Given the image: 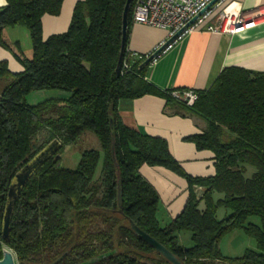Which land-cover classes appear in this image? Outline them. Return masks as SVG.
Here are the masks:
<instances>
[{
    "label": "trees",
    "instance_id": "16d2710c",
    "mask_svg": "<svg viewBox=\"0 0 264 264\" xmlns=\"http://www.w3.org/2000/svg\"><path fill=\"white\" fill-rule=\"evenodd\" d=\"M62 1L5 0L0 8V46L23 68L10 72L0 61V257L4 245L17 264H81L103 254L91 264H172L132 230L133 223L181 264H264V73L225 67L208 89L197 91L191 107L185 106L169 90L159 91L144 79L143 56L115 73L126 0H78L66 31L43 39L42 16L58 15ZM13 26L28 31L30 57L18 42L4 40L3 30ZM41 90L61 94L26 102V95ZM145 94L159 95L204 121V130L186 139L214 154L213 176H189L164 139L122 123L120 101ZM84 131L96 136L99 149L84 150L74 168L61 166V151ZM52 140L61 147L20 191L9 240L3 243L9 183ZM144 164L165 167L187 182L182 211L165 225L158 219L159 195L138 171ZM248 166L253 172L247 177ZM194 186L203 188L199 198ZM219 207L228 210L221 220L216 218ZM234 229L252 238L256 249H245L238 257L223 255L219 241ZM181 231H189V247L179 242Z\"/></svg>",
    "mask_w": 264,
    "mask_h": 264
},
{
    "label": "crops",
    "instance_id": "0c3cea01",
    "mask_svg": "<svg viewBox=\"0 0 264 264\" xmlns=\"http://www.w3.org/2000/svg\"><path fill=\"white\" fill-rule=\"evenodd\" d=\"M78 0H63L60 13L42 16V37L66 31L72 9ZM243 12L251 14L264 0H234ZM0 2V8L5 6ZM22 26L7 27L3 38L7 44L18 42L26 57L31 56V45L22 43ZM26 30V29H25ZM25 33V32H24ZM26 34L28 31L26 30ZM29 35V34H28ZM166 37L162 29L132 24L127 49L138 55L152 52ZM0 61H6L10 72L23 70L11 51L0 46ZM229 66L264 73V21L237 34H212L206 31H191L184 34L170 48L162 52L145 67L144 79L159 91L171 89H208L219 73ZM155 94H145L133 100L120 101L118 114L125 126L141 134L164 139L170 155L180 167L192 177H211L215 174L214 154L210 150L196 148L186 138L204 130V121L186 113ZM140 175L153 186L160 198L158 219L161 225L176 217L183 209L188 191L187 182L171 170L162 166L139 168ZM247 167L245 175L252 174ZM197 198L203 192L194 186Z\"/></svg>",
    "mask_w": 264,
    "mask_h": 264
},
{
    "label": "built area",
    "instance_id": "2783aa9c",
    "mask_svg": "<svg viewBox=\"0 0 264 264\" xmlns=\"http://www.w3.org/2000/svg\"><path fill=\"white\" fill-rule=\"evenodd\" d=\"M210 1L134 0L132 24H141L164 30L166 37L158 44L159 46L199 14ZM260 21H264V4L257 5L255 11L248 14L243 12L239 3L234 0H218L198 15L166 49L170 48L184 34L194 30L206 31L212 34H237L256 26ZM149 54L138 55L128 51L126 58L122 61L121 72L130 69L134 60L142 59V56L145 59ZM169 94L188 107H191L197 99V91L193 89H171ZM3 247L5 246L3 245Z\"/></svg>",
    "mask_w": 264,
    "mask_h": 264
},
{
    "label": "water",
    "instance_id": "95a60500",
    "mask_svg": "<svg viewBox=\"0 0 264 264\" xmlns=\"http://www.w3.org/2000/svg\"><path fill=\"white\" fill-rule=\"evenodd\" d=\"M218 0H211L205 8L199 12L196 16H194L183 28L178 30L173 36L166 39L164 43L155 48L140 64V68H145L148 66L153 60H155L162 52L165 51L166 47L171 44L195 19L198 15H200L203 11L208 9ZM132 0H126L123 12H122V29H121V42H120V51L117 58L115 73L117 75L120 74L121 65L123 61V54L126 46V35H127V16L130 8ZM61 147V144L58 140H52L45 147H43L34 157H32L26 164H24L13 176L11 179L6 196V204L4 207V213L2 218V227H1V239L3 243H6L9 240V227L11 221V215L13 211V207L15 201L26 184L29 178L34 174V172L44 163L49 157L53 156ZM118 202L121 204L120 197V189L118 190ZM132 230L145 242H147L150 246H152L156 252L161 254L164 258H166L172 264H181L178 258L172 254L169 250H167L162 244H160L153 237L142 231L135 224L130 223ZM107 254H103L92 259H89L81 264H91L96 262L102 258H104ZM0 264H17L15 256L11 249L7 247H2L1 249V257Z\"/></svg>",
    "mask_w": 264,
    "mask_h": 264
},
{
    "label": "rangeland",
    "instance_id": "374dc122",
    "mask_svg": "<svg viewBox=\"0 0 264 264\" xmlns=\"http://www.w3.org/2000/svg\"><path fill=\"white\" fill-rule=\"evenodd\" d=\"M21 33L22 43L29 47L31 45L29 35L26 34L25 29ZM25 32V33H24ZM4 85V81L0 80V91ZM61 93L56 90H41L34 91L26 95L25 100L28 104H36L47 98L59 97ZM87 149H99V141L96 136L89 132L84 131L81 133L80 137L73 144L67 145L63 148L60 153L61 166L66 168H74L80 158L81 153ZM101 166V160L99 161L96 169L94 179L98 176V171ZM220 195H216V197ZM228 214V210L224 207H219L216 212V218L221 220ZM252 222L258 223L259 219L257 217H252L250 219ZM179 242L185 246L189 247L191 245L190 233L189 231H181L178 234ZM220 252L229 257H238L242 255L245 249H256L255 241L247 236L241 229H234L224 235L219 241Z\"/></svg>",
    "mask_w": 264,
    "mask_h": 264
},
{
    "label": "clouds",
    "instance_id": "9594fccd",
    "mask_svg": "<svg viewBox=\"0 0 264 264\" xmlns=\"http://www.w3.org/2000/svg\"><path fill=\"white\" fill-rule=\"evenodd\" d=\"M0 2H2V0H0Z\"/></svg>",
    "mask_w": 264,
    "mask_h": 264
}]
</instances>
